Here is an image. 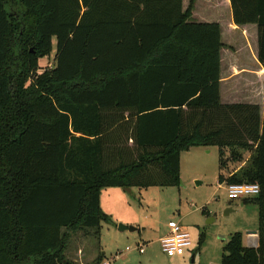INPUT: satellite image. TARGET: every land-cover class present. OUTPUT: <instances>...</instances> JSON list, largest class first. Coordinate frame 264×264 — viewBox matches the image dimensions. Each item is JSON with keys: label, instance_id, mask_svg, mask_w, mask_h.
<instances>
[{"label": "trees", "instance_id": "trees-1", "mask_svg": "<svg viewBox=\"0 0 264 264\" xmlns=\"http://www.w3.org/2000/svg\"><path fill=\"white\" fill-rule=\"evenodd\" d=\"M230 2L236 25L257 26L264 68V0ZM192 10L0 0V264H77L61 230L97 234L103 189L177 186L181 153L212 146L222 169L227 150L238 163L220 185L261 189L258 247L235 233L222 264H264V112L221 103V27L191 22ZM54 39L56 64L39 73Z\"/></svg>", "mask_w": 264, "mask_h": 264}, {"label": "rangeland", "instance_id": "rangeland-1", "mask_svg": "<svg viewBox=\"0 0 264 264\" xmlns=\"http://www.w3.org/2000/svg\"><path fill=\"white\" fill-rule=\"evenodd\" d=\"M189 1L184 0L185 9ZM223 5L221 2V8ZM215 15L214 10L204 7L200 1L191 22L219 21L225 29V19L217 20L219 16ZM234 40V51H238L237 55L244 61L256 55L253 38L245 43L236 38ZM56 49L54 39L53 52L40 61L39 73L54 68ZM237 78L238 93L244 97L239 101L254 102L263 113L261 82L243 75ZM30 84L31 80L27 86ZM235 150L244 159L250 155L245 148ZM225 153L228 160L226 169L221 168L218 147H195L181 153V181L177 186L103 189L100 196L102 212L107 215L108 221L101 220L97 234L95 229L94 233L87 229H62L61 235L67 236L66 258L74 263L76 260L79 262L83 256V246L96 256L105 253L104 262L109 264H191L194 255V264H222L225 247L235 233L243 235L246 247H258V235L248 234L259 230L258 195L237 200L228 198L224 185L220 187L219 177L228 176L238 163L230 159L233 156L230 150ZM171 223H180L191 235L193 245L183 256L168 257L162 251L160 239L170 232ZM121 225L135 227L137 231L122 232ZM139 244L144 245L145 253L137 251Z\"/></svg>", "mask_w": 264, "mask_h": 264}, {"label": "crops", "instance_id": "crops-1", "mask_svg": "<svg viewBox=\"0 0 264 264\" xmlns=\"http://www.w3.org/2000/svg\"><path fill=\"white\" fill-rule=\"evenodd\" d=\"M200 1L203 2L204 7H208L211 11L214 10L216 14L215 16L216 17L219 16L217 20L218 19L222 20L221 18H223L226 21L224 23L226 24L225 29H223L222 23H220L219 21L218 23H216L221 27L222 41L225 45V47L221 51V103L229 104V105L230 104L257 105L254 102L239 101L244 97H241V95H239L238 93L239 79L237 78L238 76L241 77V75H243L249 78L253 77L254 79L259 80L261 82V86H263V92H264V68L258 60L257 26L236 25L233 19V12H232L230 0H190L189 5L186 9L184 8V0H183L184 10H187L191 5V3L193 2L191 19L194 17V13L196 12ZM221 2L224 3L223 8H221ZM234 38L240 40L239 42H243V43H245L246 40L248 41L249 38H253V41L255 42V46H256V55L250 56V58L248 55V58L250 59L248 61H244L242 58H240L239 54L237 55L238 51L237 52L234 51L236 50V46L235 44H233L235 42ZM226 51H228V53H225ZM100 203H101V197H100ZM101 208H102V203H101ZM87 230L94 233V229H87ZM81 248H82L81 254L83 256L79 262L77 260L76 261L74 260L77 264H93L96 261V259L99 257V255H101L99 253V255L96 256L95 254L90 253V251L87 248L83 246ZM102 255L105 256V253H103Z\"/></svg>", "mask_w": 264, "mask_h": 264}, {"label": "built area", "instance_id": "built-area-1", "mask_svg": "<svg viewBox=\"0 0 264 264\" xmlns=\"http://www.w3.org/2000/svg\"><path fill=\"white\" fill-rule=\"evenodd\" d=\"M224 187L228 192V198L230 200H237L244 196L259 195L261 192L258 184H225ZM160 244L162 251L168 257L183 256L193 245L191 235L180 223H171L170 232L160 239ZM137 251L140 254L145 253L144 245L139 244ZM102 264L109 263L103 262Z\"/></svg>", "mask_w": 264, "mask_h": 264}, {"label": "water", "instance_id": "water-1", "mask_svg": "<svg viewBox=\"0 0 264 264\" xmlns=\"http://www.w3.org/2000/svg\"><path fill=\"white\" fill-rule=\"evenodd\" d=\"M127 230H129L130 232H135V231H137V228H135V227H128V226H123V225H121L120 226V231H122V232H124V231H127ZM249 235H258V232L257 231H255V232H250V233H248ZM195 263V255L192 257V259H191V264H194Z\"/></svg>", "mask_w": 264, "mask_h": 264}]
</instances>
